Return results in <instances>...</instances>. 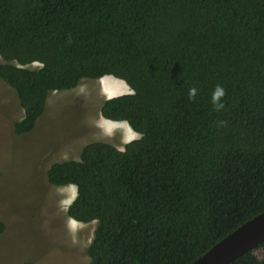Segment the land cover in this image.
<instances>
[{
    "label": "trees",
    "instance_id": "1",
    "mask_svg": "<svg viewBox=\"0 0 264 264\" xmlns=\"http://www.w3.org/2000/svg\"><path fill=\"white\" fill-rule=\"evenodd\" d=\"M0 58L17 135L51 91L104 75L131 90L98 111L138 137L46 170L75 187L68 217L96 221L88 264H190L264 211V0H0ZM228 264H264V241Z\"/></svg>",
    "mask_w": 264,
    "mask_h": 264
},
{
    "label": "rangeland",
    "instance_id": "2",
    "mask_svg": "<svg viewBox=\"0 0 264 264\" xmlns=\"http://www.w3.org/2000/svg\"><path fill=\"white\" fill-rule=\"evenodd\" d=\"M118 80L104 75L83 79L69 90L51 91L33 129L17 135L12 123L23 111L15 91L0 79V264L25 260L88 264L86 249L96 221L81 223L68 217L66 207L75 196V187L50 184L46 170L54 161L78 158L89 141H108L122 149L125 142L139 136L132 134L126 122L99 114V105L108 95L130 91L126 85L117 86ZM110 84L121 91H109ZM255 254L260 256V250Z\"/></svg>",
    "mask_w": 264,
    "mask_h": 264
},
{
    "label": "water",
    "instance_id": "3",
    "mask_svg": "<svg viewBox=\"0 0 264 264\" xmlns=\"http://www.w3.org/2000/svg\"><path fill=\"white\" fill-rule=\"evenodd\" d=\"M264 241V211L247 219L190 264H228Z\"/></svg>",
    "mask_w": 264,
    "mask_h": 264
},
{
    "label": "clouds",
    "instance_id": "4",
    "mask_svg": "<svg viewBox=\"0 0 264 264\" xmlns=\"http://www.w3.org/2000/svg\"><path fill=\"white\" fill-rule=\"evenodd\" d=\"M196 93V89L195 88H192L189 90V96L190 98L193 97ZM224 89L222 86L220 85H217L214 92H213V95H212V100H213V103L216 107L217 110H219L220 108L223 107V103L220 102V97H222L224 95Z\"/></svg>",
    "mask_w": 264,
    "mask_h": 264
},
{
    "label": "crops",
    "instance_id": "5",
    "mask_svg": "<svg viewBox=\"0 0 264 264\" xmlns=\"http://www.w3.org/2000/svg\"><path fill=\"white\" fill-rule=\"evenodd\" d=\"M123 81H121V80H118L117 81V86H120V88H123L124 87V85H123ZM125 84V83H124ZM126 85V84H125ZM117 86H111V84H110V86H108L107 88L109 89V91H115L116 93H118L117 91H121V89H119V87H117ZM126 87H128L127 85H126ZM129 88V87H128ZM129 92H131V90L129 91ZM126 93V92H125ZM128 93V92H127ZM113 94V93H112ZM118 94H121V93H118ZM118 94H114V95H118ZM114 95H108L107 96V98L108 97H111V96H114ZM105 119V118H104ZM108 120V119H107ZM112 121V120H111ZM124 130L126 131V137L128 136L129 137V135H130V133L128 132V130L126 129V128H124ZM137 134V133H136Z\"/></svg>",
    "mask_w": 264,
    "mask_h": 264
},
{
    "label": "bare ground",
    "instance_id": "6",
    "mask_svg": "<svg viewBox=\"0 0 264 264\" xmlns=\"http://www.w3.org/2000/svg\"><path fill=\"white\" fill-rule=\"evenodd\" d=\"M108 79V77H104V80L106 81ZM113 80V79H112ZM116 81V80H115ZM111 82V81H110ZM124 86H125V84H123ZM115 124H116V122H115ZM130 130V129H129ZM136 132H134V131H132V134H135Z\"/></svg>",
    "mask_w": 264,
    "mask_h": 264
}]
</instances>
